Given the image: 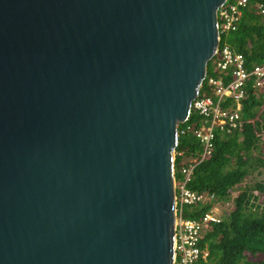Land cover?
<instances>
[{
	"label": "water",
	"instance_id": "water-1",
	"mask_svg": "<svg viewBox=\"0 0 264 264\" xmlns=\"http://www.w3.org/2000/svg\"><path fill=\"white\" fill-rule=\"evenodd\" d=\"M226 1L0 0V264H172Z\"/></svg>",
	"mask_w": 264,
	"mask_h": 264
},
{
	"label": "trees",
	"instance_id": "trees-1",
	"mask_svg": "<svg viewBox=\"0 0 264 264\" xmlns=\"http://www.w3.org/2000/svg\"><path fill=\"white\" fill-rule=\"evenodd\" d=\"M256 1L249 0L238 28L223 37V42L243 55L249 69L264 65V15L255 8ZM216 61L214 57L208 63L207 76L220 75L213 66ZM203 94H210L205 82ZM240 113L241 126L231 133H216L211 155L194 167L188 183L191 190L207 197L213 195L184 207L188 218L199 220L218 203L232 201L231 209L204 230L200 245L207 250V256L199 264H264V91L251 82ZM203 122L192 112L178 126L176 180L182 179L180 167L201 154L202 146L194 130ZM187 126L191 129L187 130Z\"/></svg>",
	"mask_w": 264,
	"mask_h": 264
},
{
	"label": "built area",
	"instance_id": "built-area-1",
	"mask_svg": "<svg viewBox=\"0 0 264 264\" xmlns=\"http://www.w3.org/2000/svg\"><path fill=\"white\" fill-rule=\"evenodd\" d=\"M248 3L249 0H227L217 12L219 45L215 52L217 61L213 63V66L220 75L218 77L206 75L201 91L205 82V87L210 90V94L201 95L200 91L190 107V114L193 112L204 121L194 130L202 151L198 158H191L186 165L180 167L182 179L176 180L174 167L172 264H199L200 260L207 256V250L200 245L202 234L210 222H218L220 216L215 212L216 206L212 212L205 213L199 220L186 217L184 207L196 205L213 197V195L207 197L204 193L191 190L188 183L194 167L211 155L216 133H231L241 126L240 111L247 95L248 82L264 91V65L257 64L249 69L243 55L234 51L227 42H223V37L227 33L238 28L243 10ZM255 8L264 15V0L256 1ZM186 129H191V126H187ZM175 156L176 149L173 160Z\"/></svg>",
	"mask_w": 264,
	"mask_h": 264
},
{
	"label": "rangeland",
	"instance_id": "rangeland-1",
	"mask_svg": "<svg viewBox=\"0 0 264 264\" xmlns=\"http://www.w3.org/2000/svg\"><path fill=\"white\" fill-rule=\"evenodd\" d=\"M234 194L232 196H234ZM231 206H232V201L220 202L218 203L215 212L220 216L221 214H224L226 211H229V209H231Z\"/></svg>",
	"mask_w": 264,
	"mask_h": 264
}]
</instances>
